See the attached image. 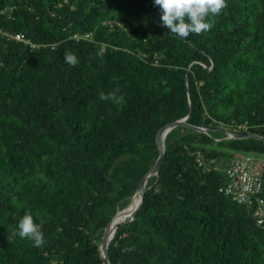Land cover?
Returning a JSON list of instances; mask_svg holds the SVG:
<instances>
[{
    "label": "trees",
    "instance_id": "1",
    "mask_svg": "<svg viewBox=\"0 0 264 264\" xmlns=\"http://www.w3.org/2000/svg\"><path fill=\"white\" fill-rule=\"evenodd\" d=\"M160 17L154 0H0V264H106L101 233L157 162L158 131L190 111L188 123L212 131L169 133L109 259L264 264L254 207L229 198L215 170L238 154L264 158V143L223 133L264 137V0H226L209 31L187 38ZM25 212L42 226L40 247L13 234Z\"/></svg>",
    "mask_w": 264,
    "mask_h": 264
},
{
    "label": "clouds",
    "instance_id": "2",
    "mask_svg": "<svg viewBox=\"0 0 264 264\" xmlns=\"http://www.w3.org/2000/svg\"><path fill=\"white\" fill-rule=\"evenodd\" d=\"M154 5L161 10L160 22L162 26L170 30L171 34L179 38H187L190 34H201L209 31L213 25L208 22L207 17L219 15L226 7V0H154ZM64 60L69 65L78 63L77 57L71 52H66ZM101 98H106L103 94ZM118 98V102L122 101ZM14 235L33 241L35 247L44 243L42 226L34 223L31 213L25 212L18 221Z\"/></svg>",
    "mask_w": 264,
    "mask_h": 264
},
{
    "label": "built area",
    "instance_id": "3",
    "mask_svg": "<svg viewBox=\"0 0 264 264\" xmlns=\"http://www.w3.org/2000/svg\"><path fill=\"white\" fill-rule=\"evenodd\" d=\"M14 39L31 45V40L27 39L24 34H15ZM89 38V36H87ZM238 131H248L246 125L239 126ZM200 165L203 163L199 160ZM215 170L223 175L228 176L229 184L222 191L239 204L254 207L253 218L259 227H264V158L250 154H238L217 165Z\"/></svg>",
    "mask_w": 264,
    "mask_h": 264
},
{
    "label": "water",
    "instance_id": "4",
    "mask_svg": "<svg viewBox=\"0 0 264 264\" xmlns=\"http://www.w3.org/2000/svg\"><path fill=\"white\" fill-rule=\"evenodd\" d=\"M190 116H191V111H190V114L188 115V117L186 119L178 120V121L169 123V124L165 125L164 127H162L158 131V133L156 134L155 144H156V148H157V151L159 154L157 162L155 163L153 168L144 176V178L139 183L137 190H136V193L134 195L133 202L131 203V205L127 209L117 212L115 217L113 218V220L108 225V227L100 235V241H99L100 253H101V257H102L103 261L106 264H112V263L109 259V255H108V248H109L110 243L108 245H104L105 244L104 235L108 231H111V230L115 231V233H116L119 225H125L127 223H131L134 220H136V218L140 215V213L143 209V205H144V198H145V193L147 191V185L152 178L157 177L159 175V172H160L162 164H163L164 154H165V150H166L165 136H168L169 133L172 132L176 128L190 129V130L202 132L205 134H210V132L212 131V129H210V128L198 127V126H194V125H191L190 123H188ZM223 133L226 135V138H225L226 140H230V139H232V140L255 139L257 141L264 143V137L260 136L258 134H240V133H235V132L228 131V130H223ZM132 204H134V208L136 209L135 212L128 219H125V221L117 222V220L120 217H122V215L128 209L131 208Z\"/></svg>",
    "mask_w": 264,
    "mask_h": 264
},
{
    "label": "bare ground",
    "instance_id": "5",
    "mask_svg": "<svg viewBox=\"0 0 264 264\" xmlns=\"http://www.w3.org/2000/svg\"><path fill=\"white\" fill-rule=\"evenodd\" d=\"M167 136H165V140H166ZM136 209L134 208V204H132L131 208L128 209L123 215L122 217H120L117 222H120L122 219H127L130 215H132L134 213ZM115 236V231H108L106 234H105V239H104V242L105 244L104 245H108L114 238Z\"/></svg>",
    "mask_w": 264,
    "mask_h": 264
},
{
    "label": "rangeland",
    "instance_id": "6",
    "mask_svg": "<svg viewBox=\"0 0 264 264\" xmlns=\"http://www.w3.org/2000/svg\"><path fill=\"white\" fill-rule=\"evenodd\" d=\"M125 221V219H122L120 222Z\"/></svg>",
    "mask_w": 264,
    "mask_h": 264
}]
</instances>
